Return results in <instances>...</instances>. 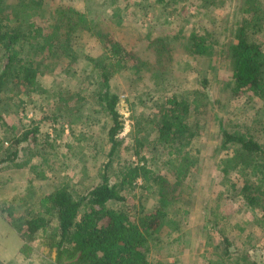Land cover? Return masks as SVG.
I'll return each mask as SVG.
<instances>
[{"label":"rangeland","instance_id":"374dc122","mask_svg":"<svg viewBox=\"0 0 264 264\" xmlns=\"http://www.w3.org/2000/svg\"><path fill=\"white\" fill-rule=\"evenodd\" d=\"M68 5L84 13L81 21L72 15L77 25H70L69 13L61 10ZM0 12L40 28L37 39L16 49V60L35 62L38 83L26 89L11 72L0 90V116L6 122L0 121V156L14 137L37 129L34 142L21 143L16 159L0 165L2 264L53 259L45 233L30 255L20 252L19 218L42 210V197L57 188L74 196L85 193L99 182L108 160L112 183H119L123 167L144 161L172 181L153 125L171 95L191 102V120L198 128L191 144L199 153L169 195L166 223L148 241L150 262L245 264V259L264 264V211L249 207L237 194L236 187L249 177L220 165L227 150L220 148L218 127L221 122L226 129L247 131L264 144V99L232 94L227 53L243 16L251 18L248 37L264 48V0H0ZM193 32L206 34L209 55L189 54ZM102 33L111 34L137 59L105 61L123 119L120 145L111 158L106 140L110 120L96 101L100 55L105 54ZM59 40L67 41L66 51L58 57L48 54L49 44ZM1 65L0 50V72ZM120 192L125 200L110 206L133 215L140 208L148 211L157 199L156 189L143 188L140 179Z\"/></svg>","mask_w":264,"mask_h":264},{"label":"trees","instance_id":"16d2710c","mask_svg":"<svg viewBox=\"0 0 264 264\" xmlns=\"http://www.w3.org/2000/svg\"><path fill=\"white\" fill-rule=\"evenodd\" d=\"M69 6L61 10L69 13L70 25H77V21L83 20L84 13ZM73 14L78 18L77 21H72ZM25 23L24 17L12 20L0 12V90L11 72L26 89L38 83V70L33 59L18 57L16 60L17 47L40 36L37 25L27 22L26 26ZM70 25L66 34L72 28ZM250 26L251 18L243 16L235 40L228 44L227 53L232 63L230 90L235 96L250 94L264 99V48L261 42L248 37ZM101 37L105 54L100 55L102 64L97 80L96 101L110 120L106 140L110 144L108 156L111 158L120 145L117 137L123 129V119L117 108L119 96L110 88L112 69L105 61L107 58L117 62L137 59L111 34L102 33ZM190 42V55L207 56L211 53L206 34L193 32ZM67 46V41L63 43L62 40L57 45L49 44L48 54L58 57V53L65 52ZM191 109V102L187 99L171 95L160 106L153 120L156 143L164 151L165 165L172 181L144 161L123 167L119 183H112L108 174V160L102 168L99 182L85 193L74 196L66 188H57L42 197V210L29 212L19 218L16 230L23 241L20 252L30 255L37 247V240L45 233L55 254L53 259H47L44 264H153L148 258V241L166 223L169 195L180 187L198 160L199 149L191 144L198 135L197 123L191 120ZM0 121L6 124L1 116ZM218 124L220 148L227 150L225 156L219 159L220 165L237 169L238 173L249 177L243 178L241 185L236 187L237 194L249 207L264 211V144L247 131L229 130L223 123ZM36 132V128H31L23 131L19 137H14L9 150L0 156V165L13 162L18 156L19 145L26 141L34 142ZM138 144H141L139 139ZM137 179L142 181L143 188L156 189L157 199L153 207L146 212L140 208L139 213L134 215L122 208L111 207L112 201L125 200L120 192L122 187L130 186ZM224 240L225 246L229 245L227 238ZM227 251L228 248L223 249L224 253ZM243 261L247 264L245 259ZM249 264L258 262L249 261Z\"/></svg>","mask_w":264,"mask_h":264}]
</instances>
